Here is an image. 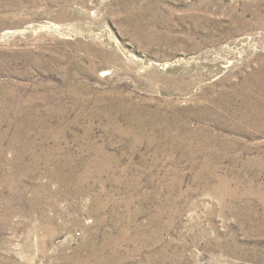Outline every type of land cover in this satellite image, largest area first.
<instances>
[{
  "label": "rangeland",
  "instance_id": "obj_1",
  "mask_svg": "<svg viewBox=\"0 0 264 264\" xmlns=\"http://www.w3.org/2000/svg\"><path fill=\"white\" fill-rule=\"evenodd\" d=\"M0 264H264V0H0Z\"/></svg>",
  "mask_w": 264,
  "mask_h": 264
}]
</instances>
